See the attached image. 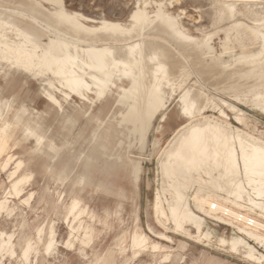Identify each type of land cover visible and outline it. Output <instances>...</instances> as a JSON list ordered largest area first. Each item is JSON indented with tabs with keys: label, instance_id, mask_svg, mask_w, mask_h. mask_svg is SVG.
I'll list each match as a JSON object with an SVG mask.
<instances>
[{
	"label": "bare ground",
	"instance_id": "1",
	"mask_svg": "<svg viewBox=\"0 0 264 264\" xmlns=\"http://www.w3.org/2000/svg\"><path fill=\"white\" fill-rule=\"evenodd\" d=\"M47 1L51 8L41 0H0V168L10 180L0 193V216L12 213L10 197L29 205L35 193L27 189L36 173L21 171L25 161L17 160L14 150L6 152L19 145L12 140L20 128L21 141L35 140L33 151L48 139L52 153L45 172L56 166L65 181L69 177L63 173L72 170V196L57 193L68 212L65 245H90L113 222L124 223V185L129 183L136 194L133 225L116 243L125 264L144 252L169 261L176 242L171 233L210 248L216 230L210 219L235 232L217 237V249L248 264H264V132L233 102L264 113V0H215L220 6L210 23L216 30L200 37L185 29L164 0H138L129 24L103 19L99 26L87 25L89 17L68 11L61 0ZM223 21L229 25L218 27ZM220 31L218 54L211 41ZM28 77L39 81V97L50 101L52 118L64 116L57 93L74 100L72 114L64 119L72 131V157L64 132L51 135L45 112L24 103L13 109L5 98L15 80ZM204 84L215 92L223 87L233 101ZM176 95L184 122L162 147L160 138L152 141L160 152L148 235L137 203L145 172L141 160L150 133L164 134L162 123ZM89 126L94 144L83 161L77 145ZM96 194L106 201L119 199L113 211L92 209ZM52 222L34 226L36 236L27 237L19 250L15 234L0 229V264H53L47 259L58 253Z\"/></svg>",
	"mask_w": 264,
	"mask_h": 264
},
{
	"label": "rangeland",
	"instance_id": "2",
	"mask_svg": "<svg viewBox=\"0 0 264 264\" xmlns=\"http://www.w3.org/2000/svg\"><path fill=\"white\" fill-rule=\"evenodd\" d=\"M41 1L46 7L51 8L52 5L48 1V3L46 2V0ZM61 1L68 11L82 13L83 15L89 17L90 20H85V23L89 26H99L100 21L103 19L111 22H122L124 24H129V20L132 14L135 12V9L137 10V8L139 7L137 3L138 0ZM164 2H166L167 7L169 8L173 16L177 17V19L181 21L185 29L191 35L200 37L203 31L210 33L216 30V26H212L213 24L210 23L211 21L213 22V18L216 16V9H218V7L220 6L219 3L217 4L215 0H164ZM241 5L238 6L240 7ZM227 25H229V23L227 21H223L217 26L225 27ZM222 37H224L223 32L220 31L215 36H213L211 41L218 54L222 51V40H220L222 39ZM250 47L252 49L258 48V46L254 47V45ZM1 80L2 79L0 77V81ZM20 81V79L15 80L12 86L7 88L4 92V96L6 99H8L11 107L13 109H17L21 104L24 103L27 104L30 109L34 108L39 111L42 110L41 112H45L47 115L45 116L47 117L45 123L46 125L51 127V135H57V133L62 131L64 132V135H66V138H68L70 144L68 147H66V152L70 157H72V131H68L69 125L67 123L65 124L64 122V119L72 114V108L74 104V100L72 101V97H70L68 100H65L62 94L57 93L58 98L62 103L61 109L64 116L60 117L59 120L58 118L54 119V117L52 118L53 111L50 107V101L45 98L41 99V97H39L41 86L39 84V81L33 80V83L29 77L22 83H20ZM193 82L194 79L192 78L188 81L189 84ZM1 86H4L3 80L0 84V88ZM205 87L207 90H210L214 94H218L227 100L231 99L229 95L221 91L223 90V87H221L220 89L218 88L219 92H215L214 88H212L210 85H205ZM179 92L180 91H178L176 94H179ZM175 97L176 99L173 100V102L169 106V114L165 120V123H162L163 128L161 129V131L164 134H160L155 130L150 133L148 137V148L145 150L146 158L141 160L145 172L142 174L141 192L137 199V203L140 207L142 228L148 235L150 234L147 231V223L151 222L154 225L152 219L148 216L147 213H150L153 191L157 184L156 161L158 160L160 145L161 147L165 145L168 137L172 133V130L180 126L181 123H183L185 120L180 114L179 102L177 99L178 96L176 95ZM230 101L232 102L233 100ZM233 102L248 113L250 117V123L252 125H257L260 128V131L264 132V113L257 111L256 109L245 103L240 104L236 101ZM136 107H138V105ZM51 111L52 113H50ZM227 112L229 114L231 113L229 110H227ZM207 113L211 114L214 112L207 111ZM230 118L233 125H238L232 113L230 114ZM159 122L160 115L156 119H154L153 123L157 127L159 125ZM90 129V126L87 129H84L83 136L79 139V143L77 145V147L83 152V161H85L86 155L90 153L91 147L94 144ZM19 131L20 128H17V131L14 132V138L12 140V144L19 145L16 148L7 149L6 152L14 150L17 153L16 159H22L23 161H25V164L23 168H21V171L32 170L36 173L34 181L31 185L28 186L27 189L32 190L35 193L30 199L29 205L21 204L19 203L18 199L13 197H10L8 199V206L13 209V211L10 215H8L6 212L1 214L0 229L15 234V237H17L16 242L18 244L17 249L19 250L20 245L24 244V241L27 237L36 236L33 227L43 224V222H46L50 218L53 221L52 223L54 224L55 229L57 230L56 237L58 240V253L55 257L47 258L53 264H125L126 258L124 255L120 254L119 248L117 247L116 243L124 233V231L129 230L133 225V208L135 205L133 204L132 197L136 195L134 187L129 183L127 185H124L126 191V198L123 201L125 205V210L123 212L124 223L119 224L113 222V225L110 228H104L100 235L96 237L90 245H87V243L84 241L77 242L75 246L65 245L64 241L67 240L69 236V221L66 220V215L68 214V212L66 206L63 205V203L57 202V193L63 192L67 195L71 194L72 196V180H70V178L72 179V170H67L63 173V175L66 174V176L69 177V179L65 181L59 180L60 176H58L57 174L58 172L56 171V166L53 170H47L45 172L43 170V165L46 162H51V160H48L47 157L48 154L52 153V150H49L46 147L48 139H45L43 141L42 147H40L38 150L33 151L32 149L34 147L35 140L21 141V133ZM154 137H158L161 140L160 145L157 147L152 146ZM137 151L139 152V149ZM1 158L2 156L0 157V159ZM131 158L136 159L132 156ZM55 162L56 161H53V165L56 164ZM126 163L131 164L132 162L127 159ZM14 166L15 164L13 162L9 165L11 169H13ZM7 174V172L3 171L2 168H0V193L4 190L5 187L9 186L10 180L8 179ZM18 175L19 173H17L15 176ZM119 178L120 177L117 176V179ZM68 199V197L64 198L65 201H68ZM94 199L95 200L90 202V206L98 213H101L103 211V207H107L108 210L113 211L115 202L119 200L111 199L109 201H106L102 198H99L98 194L94 196ZM210 220L211 221L209 224L216 229L214 231L215 237L213 238L210 248H204V246L195 243L193 240H189L177 234L171 233L175 237L176 242L172 244L175 251L173 253V257L169 261L163 262L159 258L153 257L151 253L144 252L128 264H248L241 261L237 257L230 256L226 253H223L224 251H220L219 249H217V237L223 235L230 237L235 232L231 228H224V226L222 227L219 225L220 223H216V221H213L212 219ZM156 228L158 230H161L158 227ZM151 237L155 238L153 236ZM81 238L85 239V241L87 240L86 237L81 236ZM250 242L253 243V241ZM255 245L258 247L257 244ZM203 249H205L206 251ZM258 249L263 250L260 246ZM107 250L109 251L106 254L105 260L96 262V257L100 254L104 255ZM40 263H44V260H41ZM7 264H16V262L12 261L10 263L8 261Z\"/></svg>",
	"mask_w": 264,
	"mask_h": 264
}]
</instances>
